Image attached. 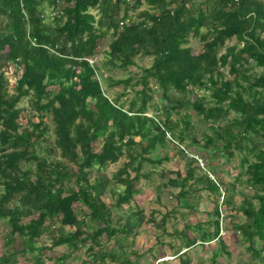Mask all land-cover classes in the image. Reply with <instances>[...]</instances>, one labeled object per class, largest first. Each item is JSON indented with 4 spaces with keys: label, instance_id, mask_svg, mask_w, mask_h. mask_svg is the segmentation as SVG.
<instances>
[{
    "label": "trees",
    "instance_id": "16d2710c",
    "mask_svg": "<svg viewBox=\"0 0 264 264\" xmlns=\"http://www.w3.org/2000/svg\"><path fill=\"white\" fill-rule=\"evenodd\" d=\"M142 4L147 7L130 13ZM190 36L202 41L201 51L191 52ZM105 37L110 38L105 65L127 68L138 54L152 58L136 78L103 77L107 87L140 86L129 99L120 100L124 93L110 97L91 62ZM232 38L235 42L226 45ZM6 62L15 65L13 93L2 70ZM224 67L233 78L225 77ZM189 87L204 94L190 101ZM153 94L166 102L161 120L146 115ZM25 97L38 120L22 125L18 120L26 108L18 103ZM183 107L208 125L211 135L201 131L203 143L198 144L188 112L179 123L170 119V109ZM44 113L52 116V145ZM186 139L191 153L182 146ZM168 144L187 165L183 175L179 170L161 174H175L165 185L178 188L176 202L196 213L193 196L203 189L215 196L212 230L196 219L170 234L184 246L174 253L178 263L191 264L188 249L197 241L192 229L201 242L218 239V199L239 182L250 192L236 191L241 199L233 208L245 218L233 229L245 237L251 259L264 264V0H0V220L9 228L0 264H16V254L20 264H47L48 259L55 264L44 253L59 245L70 254L77 251L79 264H138L147 255L160 259L156 264H167L155 246L143 254L134 249L143 211H129L117 224L113 208L131 202L138 191L140 175L130 176L128 167L138 171L144 161L161 164L169 157L157 150ZM211 146L225 161L241 156L243 171L229 188L210 173L194 175L197 160L191 155L206 153L211 161ZM123 155L127 161L111 178L101 174ZM92 169L100 173L93 180ZM105 190L118 192L112 207L102 198ZM232 195L222 196L225 207L232 208ZM168 214L156 226L162 227ZM24 216L29 219L22 222ZM88 223L90 230L85 229ZM52 228L58 237L53 235L49 247L38 245L37 239ZM254 237L262 241L258 249ZM112 238L116 244L111 247L107 243ZM217 254L211 257L213 264Z\"/></svg>",
    "mask_w": 264,
    "mask_h": 264
},
{
    "label": "rangeland",
    "instance_id": "374dc122",
    "mask_svg": "<svg viewBox=\"0 0 264 264\" xmlns=\"http://www.w3.org/2000/svg\"><path fill=\"white\" fill-rule=\"evenodd\" d=\"M146 7V4H142L135 10H130V13L134 15L138 13L139 10L145 9ZM96 10L97 9H91L93 13H96ZM52 15L53 13H51V16ZM109 40V37H105L101 40L99 49L96 52L95 57L91 60L92 64L93 61L95 64H97V66H95L97 68L96 70H98L99 72L101 71L100 73L97 71L98 78L100 79V81L104 79L103 77L108 76H110L114 80L122 79L127 76H134V78H136L138 77V74L142 73L141 68L143 66L147 67L151 64V57L147 55L138 54L133 58V63L129 64L127 68H121L118 65H105L104 62L108 61L106 50ZM234 42L235 39L232 38L226 41V45H232ZM187 45L191 48L192 53H197L201 51L202 41H200L198 38L190 36L188 38ZM223 51L224 48H222L219 53H222ZM116 63H118L117 60ZM14 69L15 65L8 64L7 62L4 63L2 67V70H4L5 77L8 81L7 89L9 93L14 92L13 87L15 85L16 78L14 74ZM227 69L228 67L222 68V70L225 72V77L233 78L234 75L228 74ZM20 71L21 70L18 71V75L20 74ZM132 85H134V87H132ZM102 86L103 89L107 91L110 97H114L120 93H124L122 94L123 96L120 99L121 101L127 98L129 99L133 95V91L140 87L134 84L133 82L129 83L126 86H123L122 84H112L111 86L107 87L105 81H102ZM203 94L204 93L202 90L189 87L187 91V98L192 101L196 98L195 96L199 97ZM26 98L27 97L21 99L18 103V106H24L26 108L21 111L18 120L19 123H21L22 125H25L28 119H31L32 121L38 120V114L36 113L35 109L28 106ZM164 102L165 100H163L159 95L153 94V98L149 108L146 111V115H157V118L159 120L163 119L164 112L161 110V108ZM152 105H157L158 109L153 108L154 106ZM184 112H188L190 114L191 121L195 125V128H193L192 130L195 131V134L198 139V144L203 143L204 138H201V131L210 135L211 131L208 128V125L202 121L201 116L194 112V110L188 107H183L178 111L170 109L169 117L173 121L179 123L180 118L184 115ZM43 117L45 123L48 126L46 134L50 139L49 145H52L54 139V125L51 121L52 116L50 113H44ZM223 123H225V121L221 122L220 125H222ZM176 134L177 131H175L172 135ZM172 137L176 138L175 136ZM189 143L190 139H186L184 142H182V146L188 149V151L190 152L188 147ZM172 147L173 145L170 144L169 146L168 144V148L162 147L157 150V152H159L161 155H164L166 153L169 157V159L164 160L161 164L144 161L138 171L134 170L131 166V168L128 167V172L130 173V176H133L136 173L137 175H140L138 181L136 182V187L138 191L133 195V199L131 200V202L124 204L121 207H115L116 209L113 208V222L115 223V221H117V224L119 222L122 223L123 218L127 215L129 211H136L138 208L141 209L143 211L145 221L142 223V226L139 229L138 236L136 237V239H134V249L138 250L140 254H143V252L146 251L148 247L155 246V248H158L159 255L157 254V256L164 255L162 259H164L167 264H179L178 259L174 256V253L178 249L182 251L184 246H180V239H175V237L170 236V234H173L175 230L182 229L185 224L194 223L196 219L197 221H202L205 225V228L212 230L211 220L214 217L212 210L214 207L213 198H215V196L209 194L207 189H203L198 193L197 196H193L192 201L197 203L196 208L198 210L196 213L188 212L189 210L187 207H185L184 204L176 202L174 198V193H176L178 188L171 186L167 187L165 185L167 178L175 177V174H168L165 175V177H162L161 174H164L167 170H179L180 173L183 175L185 173L187 165L185 163L186 159L175 154V148ZM209 149L212 150L211 154L215 155V157L211 161H209L208 157H206V153L200 152L194 155L190 154L193 158L197 160V163L192 164V166L196 169L194 175L197 176L198 174L210 173L209 175L211 178L215 177V179L221 180L220 182H223L224 185L227 184L229 188V183H232L234 181L236 174H240L243 171L242 166L240 165L241 163L239 164L241 156L236 153L234 154V156L230 157L228 161H225L226 158L223 155H218L219 153L215 146H211ZM126 161V156H121L116 162L105 165L102 168L101 174L107 178H111L112 175L120 167H122ZM137 161L138 160L134 161V166L137 164ZM206 163H208V167L206 166ZM209 167L213 169V172H211V170L209 172ZM146 171H152V174L149 177H145L143 174L146 173ZM99 174L100 173L97 172L95 169H92L91 180H93L94 176H97ZM240 189H242L243 192L247 194L250 192V189H248L245 184L236 182L235 190L229 188L228 192L222 191L221 196L218 199L221 212L219 233L217 236L218 239L215 238L213 240H206L204 242H201V238L199 236L200 233L197 232L195 229L191 230V235H194L197 239L196 244L188 249L191 264H213V260L211 259V257L216 253V250H218V254L216 256L215 264H258L257 259H251V251L247 248L248 242L245 240V237L241 233H239V231L237 232L233 229L234 224L241 223L245 218L239 210L233 208V206L238 205L239 200L241 199L240 195L236 192ZM117 193V191L111 192L110 190H105V193H103L102 198L108 206L112 207V205H114V199ZM231 193H233V204L231 206L232 208L225 207L221 202L222 196H229ZM167 211H169V214L167 216L165 224L162 227L156 226V222H159L162 216ZM150 218L154 219H151L149 221L148 219ZM28 219V217L25 218L24 216L22 222H25ZM92 228L93 226L89 223L85 226L86 230H90ZM8 229V225L4 222V220H0V253L5 252V250L8 248V246H5L3 244L4 232L6 233ZM68 229L69 228H66V230ZM58 232L59 231L56 228H52L50 233L44 234L43 236L37 239V244L49 247L51 241L53 240V235L58 237ZM158 241H162L163 243L160 244V242L158 243ZM219 241H221L224 245V249L222 250L218 248V245L220 243ZM171 242L173 243V245L171 248H168V243ZM252 242L256 249L261 247L262 241L257 237H254ZM15 243H17L16 240ZM107 244L111 247L114 246L116 244L115 239H110ZM83 251L84 250H82V252ZM76 252L77 251H74L73 254H70L69 251L67 252V248L65 245H59L53 247L52 249L48 248L44 254L51 257L53 256L55 258V264H79L81 257L77 256ZM261 255L264 256V249L262 250ZM15 257L17 261L16 264H20L22 261L21 256L19 254H16ZM140 260L141 262H139L138 264H156V262L160 259L155 261L147 255L145 257H141ZM46 263L52 264L53 260L48 259ZM106 264L110 263L106 262Z\"/></svg>",
    "mask_w": 264,
    "mask_h": 264
}]
</instances>
